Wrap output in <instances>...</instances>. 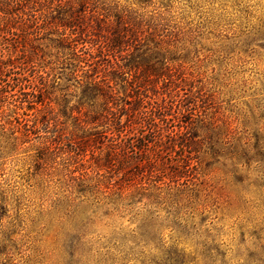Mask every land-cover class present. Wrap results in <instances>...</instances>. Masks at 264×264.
I'll list each match as a JSON object with an SVG mask.
<instances>
[{
  "label": "rangeland",
  "instance_id": "obj_1",
  "mask_svg": "<svg viewBox=\"0 0 264 264\" xmlns=\"http://www.w3.org/2000/svg\"><path fill=\"white\" fill-rule=\"evenodd\" d=\"M45 1L0 0V264H264V0H63L66 16L88 2L106 36L120 13L142 15L135 50L116 62L133 75L164 65L165 92L178 85L196 100L200 118L183 119L188 131L159 153L150 184L138 177L148 190L133 206L81 187L96 184L99 145L79 120L60 10ZM19 79L41 94L27 96ZM186 158L194 169L177 179L170 163Z\"/></svg>",
  "mask_w": 264,
  "mask_h": 264
},
{
  "label": "trees",
  "instance_id": "obj_2",
  "mask_svg": "<svg viewBox=\"0 0 264 264\" xmlns=\"http://www.w3.org/2000/svg\"><path fill=\"white\" fill-rule=\"evenodd\" d=\"M45 2L52 6L49 7L51 14L54 10H60L57 11L59 22L55 27L63 30L56 33L61 37L59 43L62 50L67 52L66 63L72 69L74 78L78 79L82 90L80 109L85 108V111H78L82 117L79 120H82L84 126L94 128L88 143L99 145L97 150L100 153L91 165L92 172L97 176L96 184L81 187L86 189L84 191L98 194L99 201L117 205L127 201L133 206L136 204V197L146 196L148 190L143 184H135L138 177L140 181L157 177L154 175L158 174L161 166L159 153L176 149L179 146L177 139L186 134L180 129L183 127L188 131V125L191 123L183 119L186 116L200 118L196 100L192 97L183 98L178 85L173 87L171 93L165 92L171 73L164 65L161 73L151 65V71L147 69L148 73L136 75L135 72L133 75L124 72L123 66L116 62L115 54L123 53L125 48L135 50L133 43L140 39L137 31L142 15L136 11L120 13L116 23L110 25V35L106 36L101 33L105 20L101 19L99 12L87 6L88 2H83V8L77 16L72 13H69V16L64 13L61 15L66 7H69V11L73 10V6L63 0ZM66 30H70L71 35H67ZM12 58L10 55L9 60ZM29 62L30 59H26L24 65L28 66ZM4 65L6 69L11 66L7 63ZM24 77H27V73L21 80H24ZM160 79L165 83V87L161 89L157 88ZM21 80L17 81V87L24 89L27 86L31 89L27 96L36 99L41 94L42 89L37 85L27 81L23 86ZM123 82L129 86L128 92L126 86H121ZM32 84L33 87L30 88ZM3 89L4 86L0 84V96ZM26 102L30 103V99ZM176 120L179 125L170 127V122ZM181 123L186 126H181ZM24 131L28 132L27 127ZM91 135L94 136L92 141ZM72 141L69 152L75 160L81 157L82 146L74 139ZM185 146L187 144H182L181 148ZM88 147L91 148L90 145ZM170 165H174L178 172L177 179L189 178L190 169H194L187 158ZM116 177L119 179L113 182ZM104 180L107 181L106 184H103ZM147 184L150 182L147 181Z\"/></svg>",
  "mask_w": 264,
  "mask_h": 264
}]
</instances>
